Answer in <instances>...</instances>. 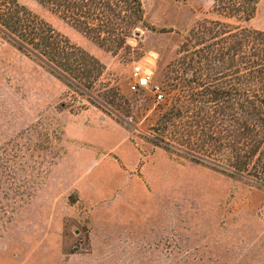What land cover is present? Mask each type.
Instances as JSON below:
<instances>
[{
	"label": "rangeland",
	"instance_id": "1",
	"mask_svg": "<svg viewBox=\"0 0 264 264\" xmlns=\"http://www.w3.org/2000/svg\"><path fill=\"white\" fill-rule=\"evenodd\" d=\"M19 3L69 77L0 34V264H264V190L154 146L155 95L131 89L138 66L162 88L207 22L264 31V0H141L142 20L93 9L87 31Z\"/></svg>",
	"mask_w": 264,
	"mask_h": 264
},
{
	"label": "trees",
	"instance_id": "2",
	"mask_svg": "<svg viewBox=\"0 0 264 264\" xmlns=\"http://www.w3.org/2000/svg\"><path fill=\"white\" fill-rule=\"evenodd\" d=\"M38 1L81 24L86 31L105 20L91 16L93 9L110 11L105 18L112 22L114 17L124 22L134 18L139 21L144 16L141 0ZM113 1L116 4L111 6ZM129 4L133 15L131 9L124 8ZM113 8L124 10L116 14ZM127 12L130 15L121 18ZM106 26L111 23L100 27ZM51 33V27L19 0H0V34L6 41L41 65L64 74L56 56L48 53L59 43ZM191 33L178 52L176 65L171 66L162 82V100H154L157 106L147 118L157 117L151 143L173 156L264 190V31L207 22ZM98 34L97 41H103L102 33ZM106 36L112 38L114 34L107 31ZM151 102L148 99L146 112L151 110ZM106 109L113 113L110 106ZM116 118L123 122L120 114ZM128 118L136 121L132 114Z\"/></svg>",
	"mask_w": 264,
	"mask_h": 264
},
{
	"label": "built area",
	"instance_id": "3",
	"mask_svg": "<svg viewBox=\"0 0 264 264\" xmlns=\"http://www.w3.org/2000/svg\"><path fill=\"white\" fill-rule=\"evenodd\" d=\"M134 84L131 86L133 91H138L141 89H151L155 95V100L160 102L162 100V94L160 93V87L153 84V74L150 70L142 69L141 67H136L134 69Z\"/></svg>",
	"mask_w": 264,
	"mask_h": 264
},
{
	"label": "water",
	"instance_id": "4",
	"mask_svg": "<svg viewBox=\"0 0 264 264\" xmlns=\"http://www.w3.org/2000/svg\"><path fill=\"white\" fill-rule=\"evenodd\" d=\"M136 36H137V37H139V36H140V34H139V33H137V34H136ZM133 40H134V39H133Z\"/></svg>",
	"mask_w": 264,
	"mask_h": 264
},
{
	"label": "crops",
	"instance_id": "5",
	"mask_svg": "<svg viewBox=\"0 0 264 264\" xmlns=\"http://www.w3.org/2000/svg\"><path fill=\"white\" fill-rule=\"evenodd\" d=\"M114 121V120H113Z\"/></svg>",
	"mask_w": 264,
	"mask_h": 264
}]
</instances>
